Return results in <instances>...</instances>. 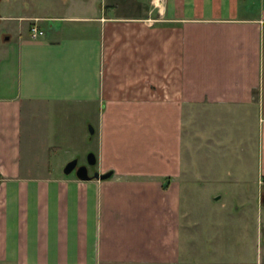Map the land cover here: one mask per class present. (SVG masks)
I'll list each match as a JSON object with an SVG mask.
<instances>
[{
	"label": "crops",
	"instance_id": "0c3cea01",
	"mask_svg": "<svg viewBox=\"0 0 264 264\" xmlns=\"http://www.w3.org/2000/svg\"><path fill=\"white\" fill-rule=\"evenodd\" d=\"M17 18L28 34L0 48V264H194L172 216L184 142L246 151L264 186V0H100L61 17L83 33L37 38L45 17ZM54 104L93 108L95 171L110 177L43 164L31 125Z\"/></svg>",
	"mask_w": 264,
	"mask_h": 264
},
{
	"label": "rangeland",
	"instance_id": "374dc122",
	"mask_svg": "<svg viewBox=\"0 0 264 264\" xmlns=\"http://www.w3.org/2000/svg\"><path fill=\"white\" fill-rule=\"evenodd\" d=\"M99 13L100 0H0V17H4L0 18V48L6 46L9 35L14 41L19 33L28 34L27 22L20 21L19 15L45 17L37 23L43 33L48 34L52 28L63 24L69 27L68 31L83 33L87 28L82 22L67 23L61 17ZM34 110H38L31 125L37 146L34 149L38 151L45 146L42 156L48 155L49 162H43L47 168L59 170L73 158L79 163L86 162L88 153L97 152V136L91 132L95 115L89 113L93 108L86 110L80 104H54L40 105ZM211 115L205 116L210 124L207 128L214 131L217 127L211 125ZM189 121L192 122L191 125L188 123L190 128L195 129L194 111ZM47 145L52 146L47 148ZM184 145V179L177 184L180 195L173 203L179 207L177 210L173 206L176 210L172 214L173 223L178 221L174 226L179 230L184 256L194 264L209 263L214 260L213 256L224 262L222 264H264V240L259 241L260 230L264 235V207L258 201V190L264 186L261 180L259 183L256 161H246V151L245 155H238L235 152L240 149L235 150L234 146L226 149V153H219L213 145L204 144L197 147L195 153V139L188 144L185 141ZM96 168L97 164L89 166V171ZM218 195L221 197L215 200ZM237 206H241L239 212L234 210ZM175 215H178L177 219ZM174 228L169 232L170 236L174 235Z\"/></svg>",
	"mask_w": 264,
	"mask_h": 264
},
{
	"label": "water",
	"instance_id": "95a60500",
	"mask_svg": "<svg viewBox=\"0 0 264 264\" xmlns=\"http://www.w3.org/2000/svg\"><path fill=\"white\" fill-rule=\"evenodd\" d=\"M93 131V129H91V132ZM78 163V159L77 158H73L72 160L68 161L64 167H63V172L65 174H69L71 172H75V176L81 180H89V179H106L108 177L111 176L112 171H107V172H103L100 173L98 171H94L93 174H89L88 173V169L87 166L82 164V165H77ZM96 163V157L95 154L90 152L87 155V164L88 165H95Z\"/></svg>",
	"mask_w": 264,
	"mask_h": 264
},
{
	"label": "built area",
	"instance_id": "2783aa9c",
	"mask_svg": "<svg viewBox=\"0 0 264 264\" xmlns=\"http://www.w3.org/2000/svg\"><path fill=\"white\" fill-rule=\"evenodd\" d=\"M29 33L31 38H37L38 36L43 35V30L38 24L33 23L30 26Z\"/></svg>",
	"mask_w": 264,
	"mask_h": 264
},
{
	"label": "flooded vegetation",
	"instance_id": "af4514ba",
	"mask_svg": "<svg viewBox=\"0 0 264 264\" xmlns=\"http://www.w3.org/2000/svg\"><path fill=\"white\" fill-rule=\"evenodd\" d=\"M82 164H84V165L87 166L88 173H89L90 175L93 174V172H94L95 170H93V171H91V172L89 171V166H93V165H88V164H87V161H86V162H82V163H79V162L77 163V165H82Z\"/></svg>",
	"mask_w": 264,
	"mask_h": 264
}]
</instances>
